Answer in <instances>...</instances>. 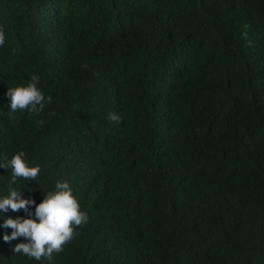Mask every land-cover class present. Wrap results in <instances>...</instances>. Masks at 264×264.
I'll return each instance as SVG.
<instances>
[{
	"label": "trees",
	"instance_id": "16d2710c",
	"mask_svg": "<svg viewBox=\"0 0 264 264\" xmlns=\"http://www.w3.org/2000/svg\"><path fill=\"white\" fill-rule=\"evenodd\" d=\"M0 28V160L41 169L11 186L87 215L37 261L0 212V264H264V0H0ZM33 74L52 102L12 112Z\"/></svg>",
	"mask_w": 264,
	"mask_h": 264
},
{
	"label": "clouds",
	"instance_id": "9594fccd",
	"mask_svg": "<svg viewBox=\"0 0 264 264\" xmlns=\"http://www.w3.org/2000/svg\"><path fill=\"white\" fill-rule=\"evenodd\" d=\"M6 40L5 33L0 28V46ZM39 77L33 74L26 85L8 87L6 95L12 112L27 110V113L39 115L46 104L52 102L50 96L46 97L38 87ZM109 121L118 122L120 117L109 113ZM43 124V121H38ZM25 154L19 152L10 159L5 156L0 160V167L11 170L8 194L0 198V212L23 209L29 213L27 217H9L4 220V226L12 229L11 235H4L5 241L24 237L27 242L17 243L13 248L14 254H23L37 261L42 258L51 259L53 253L63 251L66 244L70 243L77 234L75 229L82 226L87 215L80 210L77 199L73 196L68 182L57 181L55 191L44 194L43 200L36 204L33 199H26L23 190L13 188L17 180H36L41 171L39 166H29ZM30 205H35V218L29 210Z\"/></svg>",
	"mask_w": 264,
	"mask_h": 264
}]
</instances>
